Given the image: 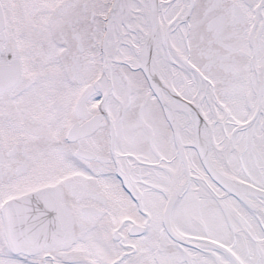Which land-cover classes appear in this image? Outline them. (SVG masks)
<instances>
[{
	"label": "snow or ice",
	"instance_id": "obj_1",
	"mask_svg": "<svg viewBox=\"0 0 264 264\" xmlns=\"http://www.w3.org/2000/svg\"><path fill=\"white\" fill-rule=\"evenodd\" d=\"M0 264H264V0H0Z\"/></svg>",
	"mask_w": 264,
	"mask_h": 264
}]
</instances>
